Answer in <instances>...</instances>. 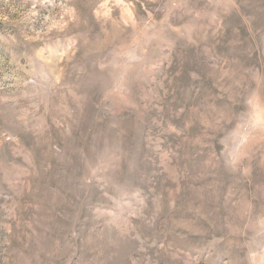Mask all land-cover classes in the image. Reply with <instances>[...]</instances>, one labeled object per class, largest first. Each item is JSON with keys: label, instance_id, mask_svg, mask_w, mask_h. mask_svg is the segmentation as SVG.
Segmentation results:
<instances>
[{"label": "rangeland", "instance_id": "1", "mask_svg": "<svg viewBox=\"0 0 264 264\" xmlns=\"http://www.w3.org/2000/svg\"><path fill=\"white\" fill-rule=\"evenodd\" d=\"M0 264H264V0H0Z\"/></svg>", "mask_w": 264, "mask_h": 264}]
</instances>
